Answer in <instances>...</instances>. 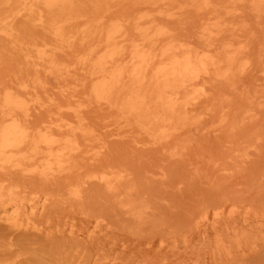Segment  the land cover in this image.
I'll return each instance as SVG.
<instances>
[{
	"label": "rangeland",
	"instance_id": "rangeland-1",
	"mask_svg": "<svg viewBox=\"0 0 264 264\" xmlns=\"http://www.w3.org/2000/svg\"><path fill=\"white\" fill-rule=\"evenodd\" d=\"M0 264H264V0H0Z\"/></svg>",
	"mask_w": 264,
	"mask_h": 264
},
{
	"label": "bare ground",
	"instance_id": "bare-ground-1",
	"mask_svg": "<svg viewBox=\"0 0 264 264\" xmlns=\"http://www.w3.org/2000/svg\"><path fill=\"white\" fill-rule=\"evenodd\" d=\"M194 47V46H193ZM175 53V52H174ZM178 60V59H177ZM181 62L178 64L179 69L182 71V75H188L192 71V61L191 57H187L184 60H180ZM150 64V63H149ZM177 65V64H176ZM196 72V71H195ZM191 81V80H190ZM184 83V81H183ZM186 83V81H185ZM182 85V84H181ZM184 87V86H183ZM186 87V86H185ZM184 87V88H185ZM30 116V115H29ZM4 236V235H2ZM5 238V237H4ZM90 256V255H89Z\"/></svg>",
	"mask_w": 264,
	"mask_h": 264
}]
</instances>
